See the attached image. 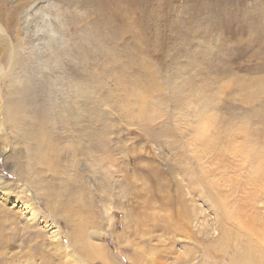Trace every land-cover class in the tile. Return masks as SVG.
Masks as SVG:
<instances>
[{
	"label": "rangeland",
	"instance_id": "rangeland-1",
	"mask_svg": "<svg viewBox=\"0 0 264 264\" xmlns=\"http://www.w3.org/2000/svg\"><path fill=\"white\" fill-rule=\"evenodd\" d=\"M40 120L60 174L33 165ZM0 179V218L22 239L0 264L257 253L264 0H0ZM79 225L76 244L97 232L92 261L72 249Z\"/></svg>",
	"mask_w": 264,
	"mask_h": 264
},
{
	"label": "bare ground",
	"instance_id": "bare-ground-1",
	"mask_svg": "<svg viewBox=\"0 0 264 264\" xmlns=\"http://www.w3.org/2000/svg\"><path fill=\"white\" fill-rule=\"evenodd\" d=\"M68 111L70 112V115L74 114V113H72V112H74V109H72V110L68 109ZM41 120L39 121L36 129H31L32 132L27 136V138L29 140L34 141L36 143V145H37V148H36L37 155H36V157H34L32 159L33 165L35 163H37L35 165L46 167L48 169V171L60 174L61 173V168H62V164H61V161H60L61 160L60 159V152L58 151L57 147L54 145V141L48 139V137L44 133L43 126L40 123ZM78 149H74L75 153H79ZM30 161H31V159H30ZM30 165L28 167H30ZM27 169H29V168H27ZM27 171H25V172H27ZM19 173H20V176L22 178H25L20 171H19ZM33 176H35V175H33ZM26 180L33 187V185L35 183H33L32 179L26 178ZM0 181H1V179H0ZM72 197H73V195H72ZM259 201L261 202V200H258L257 203H259ZM64 207H65V210H66V213H67L66 217H68V220H70V217H71L70 214H72V211L68 208V203H66L64 205ZM26 208L29 209L30 206H28ZM107 214L109 215L108 210H107ZM258 214L261 215L262 212H258ZM5 215L6 214L4 213V216ZM0 217H2V216H0ZM10 221H12V220H6V219L0 218V249H3L4 247H8V246L12 247L18 241L22 240L21 238H19V239L17 238V235H15L13 233V230L11 231V229H13V227L9 228V227H7L5 225V223H9L10 224ZM196 224H195V226H196V228H198V226ZM7 228L10 229V230H8ZM53 233H54L53 234L54 240L57 241V242H60L61 238H60L59 231L57 230V231H55ZM86 235L88 236V238L84 239L81 244H76L77 241L81 240L83 237H86V236L84 234L83 226L79 225V226L75 227V229L73 230V236H74L75 240H73L71 238V241H72L71 245L73 247L72 249L75 252H77V255H79L80 257L81 256L85 257V259H88L89 261H92L90 259V255L92 253H90V252H92V250L94 249V246L92 245V243H90L89 240H90V238L92 239L93 236L97 235V232H95L94 229L93 230H89V231L87 230ZM252 236L255 237L256 242L261 245V247L259 248L258 252L254 253V254L253 253H248V255H246L244 258L239 259V260H233L232 262H236V263H239V264H264V247H262V244H261V242L264 241V222L262 223L261 219L259 220V227L255 228V234H251V237ZM28 241H29V239H25L23 242L24 243H28ZM57 249H59V248H57ZM2 255H5V254H1V256ZM93 257H92V259H94Z\"/></svg>",
	"mask_w": 264,
	"mask_h": 264
}]
</instances>
